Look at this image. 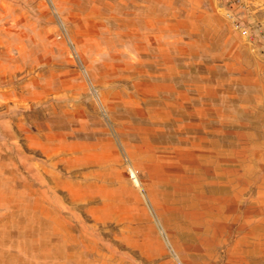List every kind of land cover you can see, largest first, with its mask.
<instances>
[{
  "label": "rangeland",
  "instance_id": "1",
  "mask_svg": "<svg viewBox=\"0 0 264 264\" xmlns=\"http://www.w3.org/2000/svg\"><path fill=\"white\" fill-rule=\"evenodd\" d=\"M0 264H264V0H0Z\"/></svg>",
  "mask_w": 264,
  "mask_h": 264
},
{
  "label": "bare ground",
  "instance_id": "2",
  "mask_svg": "<svg viewBox=\"0 0 264 264\" xmlns=\"http://www.w3.org/2000/svg\"><path fill=\"white\" fill-rule=\"evenodd\" d=\"M214 190L212 188V186H206V189H205V193L204 194H210L209 196L207 195V197L211 200V203H209L206 208H210L211 205H214V200L216 199V196L213 194ZM229 204V203H228ZM213 208V207H212ZM211 209V208H210ZM209 210V209H208ZM212 210V209H211ZM228 213V212H227ZM214 215V213H213Z\"/></svg>",
  "mask_w": 264,
  "mask_h": 264
}]
</instances>
